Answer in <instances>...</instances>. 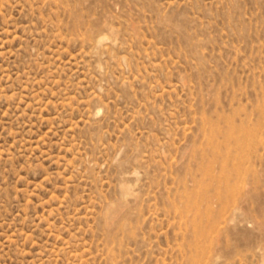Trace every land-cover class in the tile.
<instances>
[{
	"label": "rangeland",
	"instance_id": "rangeland-1",
	"mask_svg": "<svg viewBox=\"0 0 264 264\" xmlns=\"http://www.w3.org/2000/svg\"><path fill=\"white\" fill-rule=\"evenodd\" d=\"M0 264H264V0H0Z\"/></svg>",
	"mask_w": 264,
	"mask_h": 264
}]
</instances>
